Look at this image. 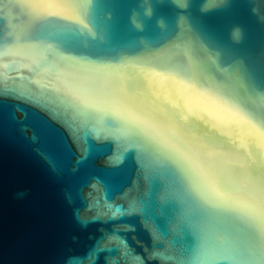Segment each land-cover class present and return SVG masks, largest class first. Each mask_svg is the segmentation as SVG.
<instances>
[{"label":"water","instance_id":"95a60500","mask_svg":"<svg viewBox=\"0 0 264 264\" xmlns=\"http://www.w3.org/2000/svg\"><path fill=\"white\" fill-rule=\"evenodd\" d=\"M0 264H264V0H0Z\"/></svg>","mask_w":264,"mask_h":264}]
</instances>
